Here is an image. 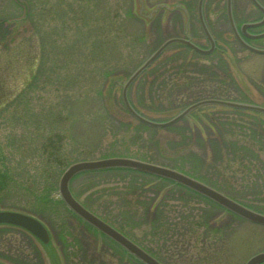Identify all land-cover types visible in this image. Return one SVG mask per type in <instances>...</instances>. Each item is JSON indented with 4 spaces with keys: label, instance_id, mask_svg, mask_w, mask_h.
I'll list each match as a JSON object with an SVG mask.
<instances>
[{
    "label": "rangeland",
    "instance_id": "obj_1",
    "mask_svg": "<svg viewBox=\"0 0 264 264\" xmlns=\"http://www.w3.org/2000/svg\"><path fill=\"white\" fill-rule=\"evenodd\" d=\"M152 1L0 0V174L6 170L0 209L44 221L55 252L49 257V246L23 229L0 225L3 261L141 264L60 198L64 169L103 155L194 172L264 213V113L206 104L169 125L152 126L125 107L127 77L180 30V24L166 30L163 22L156 34L150 31L136 9L141 3L148 10ZM200 54L168 45L130 83L128 99L159 120L209 96L264 106V59ZM69 185L86 206L165 264H243L264 251V224L157 175L85 171Z\"/></svg>",
    "mask_w": 264,
    "mask_h": 264
},
{
    "label": "water",
    "instance_id": "obj_2",
    "mask_svg": "<svg viewBox=\"0 0 264 264\" xmlns=\"http://www.w3.org/2000/svg\"><path fill=\"white\" fill-rule=\"evenodd\" d=\"M138 12L145 16L146 18H150V11L144 9V6L140 3L138 5ZM184 42L191 46L194 49L200 50L196 45L192 44L186 39L172 37L166 39L162 44H160L152 53H150L147 58L137 66L134 71L127 77L126 81L122 85V99L124 102L125 107L127 110L138 120L152 125V126H166L169 125L192 109L203 105V104H220L234 108H242V109H250L256 110L264 113V107L252 103H245L239 101H232L226 99H219V98H205L198 101H195L178 113L170 117L166 120H153L148 117L143 116L138 111H136L133 106L130 104L128 97H127V88L130 83L149 65L151 64L154 59L160 54V52L171 42ZM257 51H262L260 49H255ZM112 167H124L130 168L146 173H150L153 175H157L160 177H164L180 183L201 195L209 198L210 200L216 202L217 204L221 205L222 207L226 208L227 210L254 222L264 224V213L255 211L240 202L232 199L231 197L227 196L226 194L222 193L221 191L181 172L176 169H173L168 166L159 165L152 162H147L131 157H122V156H112V157H103V158H96L90 160H81L76 161L69 164L66 169L62 172L59 182H58V189L61 195V198L76 215L82 218L84 221L98 229L99 231L103 232L105 235L110 237L128 252L139 258L145 264H161L158 260L148 254L145 250H143L140 246L134 243L132 240L127 238L124 234L120 231L115 229L105 220L100 218L98 215L94 214L86 207H84L71 193L69 189V180L73 175L80 171L85 170H95V169H105V168H112ZM0 223L5 224H12L16 226H20L27 231H29L32 235H34L37 239H39L42 243L48 244L50 240L49 232L44 224L37 219L36 217L21 212L17 210L11 209H0ZM264 262V251L258 252L250 256L244 264H259ZM0 264H5L0 261Z\"/></svg>",
    "mask_w": 264,
    "mask_h": 264
},
{
    "label": "flooded vegetation",
    "instance_id": "obj_3",
    "mask_svg": "<svg viewBox=\"0 0 264 264\" xmlns=\"http://www.w3.org/2000/svg\"><path fill=\"white\" fill-rule=\"evenodd\" d=\"M149 9V29L153 34L163 22L166 30H174L180 24L179 33L171 36L189 40L200 50L177 43L183 48L198 51L204 57L264 59V0H194L191 4L187 0H153Z\"/></svg>",
    "mask_w": 264,
    "mask_h": 264
},
{
    "label": "trees",
    "instance_id": "obj_4",
    "mask_svg": "<svg viewBox=\"0 0 264 264\" xmlns=\"http://www.w3.org/2000/svg\"><path fill=\"white\" fill-rule=\"evenodd\" d=\"M161 84H163V83H161ZM2 99H4V98H2ZM3 101V100H2ZM1 101V102H2ZM185 105V104H184ZM183 106V105H182ZM137 107V106H136ZM139 109V108H138ZM163 112V111H162ZM112 154H114V153H112ZM151 161H155V160H151ZM157 162V161H156ZM159 162V161H158ZM159 163H161V164H165V165H169V166H172V167H175L174 165H171V164H167V163H164V162H159ZM176 168V167H175ZM179 169H181V168H179ZM118 170H128V171H132V170H130V169H118ZM181 170H183V169H181ZM5 172H6V170H4L3 172H2V174H0V177H1V179H3V181H5V177H6V174H5ZM188 173H190L191 175H194V176H196V177H198V178H200V179H202L203 180V178L201 177V176H197V174L195 173L194 174V172L193 173H191L190 171H187ZM204 181H206V180H204ZM87 207H89V206H87ZM107 221H109L110 223H112L113 224V221L112 220H110V219H107V218H105ZM119 229H121L122 231H124L122 228H121V226H117ZM125 232V231H124ZM126 233V232H125ZM127 234V233H126Z\"/></svg>",
    "mask_w": 264,
    "mask_h": 264
}]
</instances>
